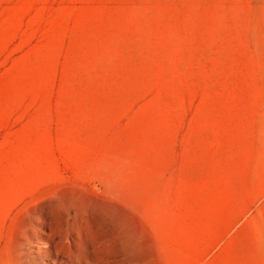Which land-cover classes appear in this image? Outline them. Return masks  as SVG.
Listing matches in <instances>:
<instances>
[{"label": "rangeland", "instance_id": "374dc122", "mask_svg": "<svg viewBox=\"0 0 264 264\" xmlns=\"http://www.w3.org/2000/svg\"><path fill=\"white\" fill-rule=\"evenodd\" d=\"M69 252L264 264V0H0V264Z\"/></svg>", "mask_w": 264, "mask_h": 264}, {"label": "bare ground", "instance_id": "6f19581e", "mask_svg": "<svg viewBox=\"0 0 264 264\" xmlns=\"http://www.w3.org/2000/svg\"><path fill=\"white\" fill-rule=\"evenodd\" d=\"M66 254H67V257L70 259L71 264H100L98 261L90 259L89 257L80 258L77 255L73 254L72 252H69Z\"/></svg>", "mask_w": 264, "mask_h": 264}]
</instances>
